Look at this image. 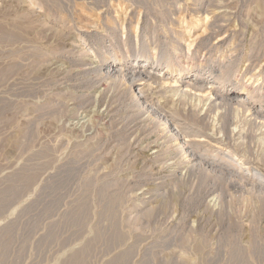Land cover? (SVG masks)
Listing matches in <instances>:
<instances>
[{
	"label": "rangeland",
	"instance_id": "rangeland-1",
	"mask_svg": "<svg viewBox=\"0 0 264 264\" xmlns=\"http://www.w3.org/2000/svg\"><path fill=\"white\" fill-rule=\"evenodd\" d=\"M211 72L264 107V0H0V264H264V120Z\"/></svg>",
	"mask_w": 264,
	"mask_h": 264
},
{
	"label": "bare ground",
	"instance_id": "bare-ground-1",
	"mask_svg": "<svg viewBox=\"0 0 264 264\" xmlns=\"http://www.w3.org/2000/svg\"><path fill=\"white\" fill-rule=\"evenodd\" d=\"M219 29L221 28V27H218ZM74 30V29H73ZM72 30V31H73ZM225 36V35H224ZM223 38V37H222ZM219 39L218 40V42L220 43V42H223V39ZM178 50V49H177ZM101 61L102 60H100L98 63L99 64H101ZM105 61V60H104ZM133 63V62H132ZM98 64V65H99ZM121 64H122V60H121V58L120 57H117L116 59H114V61L113 60H111L110 62H108V64H107V66L106 67H104L103 66V68H101V69H99L101 72H103V74H105V75H107V76H114V75H116V74H118L119 73V69H121ZM148 65L149 64H147V62L146 61H140L138 64L137 63H135V64H131V67H133V68H137L138 70L137 71H140V74H143V75H148V76H151L150 74L152 73V72H154V71H159L157 68H159V67H149L150 68V70H151V72H148L147 71V68H148ZM97 67V66H96ZM259 69V68H258ZM163 73H164V77H165V79H163V78H161L160 77V75H158V74H156V73H154L153 75H154V77H155V79L156 78H160V81L162 82V80L161 79H163V81H164V83H162V86L163 87H168V86H170V87H172L171 86V84H172V80L175 78V76H176V74H175V72H176V70H175V68L174 67H166V70H165V68L164 69H162L161 70ZM127 74H129V73H127ZM132 75H133V73H131ZM160 74V73H159ZM196 75V74H195ZM212 75H214L212 72L211 73H209V74H206V73H203V74H200V75H196V76H194L193 78H188V79H186V80H184V81H182L181 83H182V85H181V87L183 86V87H185L186 88V90L188 89V88H190L191 90H194V91H196V92H203L204 90H208L209 91V93L210 94H212V96L214 97V99L215 100H221V101H235L236 103H238V104H243V105H247L248 107H249V109H250V111H252L253 112V114H254V116H256V117H258V118H260V120L261 119H263L264 120V107H261V106H257V105H255L251 100H250V97L248 96L250 93H253V92H255L256 90H251V91H249V89H246V98H244V97H241V96H237V95H235V94H233V93H228L226 90H222V89H219V87L218 86H215V77L214 76H212ZM146 77V76H145ZM153 77V76H152ZM153 77V78H154ZM253 77V76H252ZM151 79V78H150ZM154 79V80H155ZM176 79V78H175ZM157 80V79H156ZM155 80V81H156ZM252 80V79H251ZM175 81V80H174ZM159 82V81H158ZM136 86H138L139 87V85H136ZM166 87V88H167ZM152 88V87H151ZM155 88H157V87H155ZM184 88V89H185ZM222 88V87H221ZM138 91H139V93H142V90H144L143 88H138L137 89ZM193 91V92H194ZM147 92V91H146ZM156 92H158L157 90H156ZM162 92V91H161ZM189 92H192V91H189ZM154 94H155V92H154ZM192 94V93H191ZM196 95V94H195ZM259 96V95H258ZM142 98H143V96H142ZM144 98H145V96H144ZM261 98V97H260ZM136 99V101H137V103H139V104H142L143 103V105L144 104H147L148 105V103L149 102H147V100L146 99H143L142 101L140 100V97H139V99L138 98H135ZM151 107V106H150ZM153 107H151V109H152ZM186 108V107H185ZM192 109V108H191ZM150 111H152V110H150ZM154 112L156 111L155 109L153 110ZM152 111V112H153ZM159 112V111H158ZM135 114V113H134ZM161 119H163V120H165L164 122H166V124H170V126H171V124H174V122H173V120H171V119H169L168 118V116L167 115H161V116H159ZM182 124V123H181ZM177 125V124H176ZM175 125V128L173 127L172 129V133H173V137H176V139H180L181 140V138H180V134H178L179 132L177 131V126ZM169 126V127H170ZM172 127V126H171ZM170 130V129H169ZM179 130V129H178ZM171 133V134H172ZM133 134V133H132ZM183 145L181 146V148L184 150V148H187L188 149V151L187 152H189L190 153V156H191V159H192V161H196V160H198V161H204L205 162V164H207V165H213V166H216V167H219L220 169H223V170H229V168H228V166H227V164H221V163H218V162H215L214 160H211V159H207V158H205L204 156H202V155H200V154H198V153H196L193 149H194V146H198V145H200V142L201 141H198V140H189V141H185L184 140V138H183ZM202 142H204V141H202ZM201 142V143H202ZM181 143V142H180ZM182 144V143H181ZM160 161V160H159ZM191 162V161H190ZM192 164V163H191ZM151 165V164H150ZM245 170L246 171H249V168L248 167H246L245 168ZM261 186H263L264 187V181H261V184H260Z\"/></svg>",
	"mask_w": 264,
	"mask_h": 264
}]
</instances>
